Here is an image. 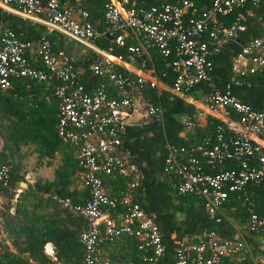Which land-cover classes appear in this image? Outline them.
I'll return each instance as SVG.
<instances>
[{
    "label": "built area",
    "instance_id": "obj_1",
    "mask_svg": "<svg viewBox=\"0 0 264 264\" xmlns=\"http://www.w3.org/2000/svg\"><path fill=\"white\" fill-rule=\"evenodd\" d=\"M130 1L107 0L102 10L104 28L98 32L84 10L58 0H0L3 11L36 18L46 30L94 55L86 75L91 84L84 88L72 58L62 50H54L47 38L20 40L12 31L0 29V90L7 89L15 79L40 83L55 99L57 138L75 152L76 179L86 191L83 203L73 204L54 194L49 197L83 221L77 236L81 264H108L98 255L97 247L120 235L137 241L141 264H157L163 255L156 224L133 199L132 191L139 178L137 167L132 155L121 149L125 121L134 101L133 87L164 89L169 101L175 97L191 105L195 121L187 117L182 120L188 129L199 118L220 122L214 126L211 139L205 136L202 143L188 148L167 147L162 172L170 178L176 195H198L206 214L213 216L220 214L228 193L241 192L264 178V106L251 109L231 94V88L241 83L236 78L264 69V33L239 44L229 63V71L236 78L221 87L211 78L210 60L228 40L244 31L242 24L224 25L221 18L257 0H209L201 13L191 0L125 8ZM101 35L114 46H123L128 39L131 43L126 51L136 57H147L151 47L161 57H169L170 86L161 84L153 68L146 69L143 62L132 67L111 54V46L99 48L96 40ZM198 84L205 91L192 99L186 91ZM147 114L158 115L159 109L148 106ZM8 169L0 163V192L8 184ZM104 177L125 180L119 197L108 194ZM116 204L123 205L125 213L115 219L108 211ZM247 205L242 230L264 237V203L259 212L252 209L251 202L247 201ZM243 250L241 234L226 238L203 230L191 241L186 236L177 241L174 264H219L223 256Z\"/></svg>",
    "mask_w": 264,
    "mask_h": 264
},
{
    "label": "trees",
    "instance_id": "obj_2",
    "mask_svg": "<svg viewBox=\"0 0 264 264\" xmlns=\"http://www.w3.org/2000/svg\"><path fill=\"white\" fill-rule=\"evenodd\" d=\"M106 1L59 0L58 2H65L73 9L84 10L92 28L101 32L104 28L102 10ZM172 1L174 0H132L124 7H148ZM191 1L199 13L206 10L209 4V0ZM221 19L224 25L233 22L242 24L244 31L228 40L216 54L211 56V78L217 87L236 78L229 71V63L239 44L248 38L264 33V0H257L253 5L247 3ZM0 29L10 30L19 39L31 42L43 36L50 41L54 50H62L67 53L64 49L67 40L59 34L48 31L41 25L23 21L1 10ZM129 43L131 41L125 39L123 46H114L104 35L96 40V45L99 48L105 49L111 46V54L117 55L132 67L143 62L146 69L153 68L161 84L169 87L171 71L167 64L170 58L161 57L154 47L148 49L147 57H136L126 51ZM93 57L91 52L86 51L73 61L78 80L84 88H88L91 84L90 81H87L86 75ZM33 64L35 67H39L37 62ZM118 70L120 71V69ZM161 73H165V76L161 77ZM236 79L241 83L231 88V94L251 109L262 108L264 106V69ZM13 85L16 93L0 91V135L3 137L4 146L16 147L29 143L34 145L39 156L46 157H50L61 146L69 149L59 141L55 134V99L51 94L44 91L40 83L27 79H15ZM204 91L205 87L198 84L188 89L186 93L192 99H196ZM29 93H32L31 97H27ZM132 93L134 100L142 108V116L137 124L125 125L121 149L127 150L132 155V162L139 173L138 184L132 191L133 199L156 224L160 233L163 255L157 264H174V249L177 241L182 237L186 236L191 241L198 232L203 230H212L217 235L226 238L241 234L247 217V201L252 203V209L255 212H259L264 203V178L257 185H247L241 192L228 193L226 200L221 204L220 214L207 215L198 195L178 196L175 194L170 178L162 172V161L169 146L188 148L191 145L202 143L205 136L211 139L214 126L220 122L206 117L201 125L196 122L192 129H188L183 126L182 120L187 117L188 120L195 121L196 114L191 105L175 97L169 101L167 99L169 93L164 89L156 90L147 86L133 87ZM148 106L158 108L159 114L148 115ZM73 166L76 168L75 163ZM12 172V168L9 167V180H13ZM75 172H77V168ZM64 176H68V173L58 174L57 177L61 179ZM102 181L108 185L106 191L113 190V194H117L116 197H119V193L124 191L125 180L120 177H104ZM55 191H58V195ZM52 194L67 198L73 204H81L84 200L82 199L80 202L77 197H70L53 185H49L43 200V205L50 207L53 215L59 211L63 212L64 219L66 216L67 220L75 226L74 229L71 231L57 230L59 223H53V221L50 224L43 222L42 230L44 228L45 232L26 229L21 223L22 220L16 218L21 209L17 202L23 203L24 200V196H18L12 213L8 212V206H5V217L9 218L10 223L8 233L12 237L17 235L21 237L20 242H17L18 245L14 244L16 250L21 254L26 253L23 256H27L34 264L48 263L42 253V246L44 242L51 240L49 233L53 237L56 260L63 264H81L82 250L77 236L83 221L76 214L61 208L52 201L49 197ZM244 198L247 201L244 202ZM108 212L111 218L116 219L125 213V207L116 204ZM15 218L16 220H14ZM52 227L56 228V231ZM136 242L130 236L120 235L109 242L100 243L97 252L101 258L107 260L108 264H141V251L136 248ZM19 244L21 245L19 246ZM0 258L5 261H0V264H26L25 261L18 260L14 254L7 251L2 253Z\"/></svg>",
    "mask_w": 264,
    "mask_h": 264
},
{
    "label": "crops",
    "instance_id": "obj_3",
    "mask_svg": "<svg viewBox=\"0 0 264 264\" xmlns=\"http://www.w3.org/2000/svg\"><path fill=\"white\" fill-rule=\"evenodd\" d=\"M62 3L67 5L65 2ZM0 10L3 11L2 9ZM5 13L28 23L40 25L36 18H24L14 13ZM64 49L73 61L76 57H81L83 54L80 47L69 40L64 44ZM14 81L12 80L10 86L4 91L16 93L13 85ZM0 91L3 92V90ZM203 120V118H199L198 123L201 125ZM3 141V137L0 135V163L5 162L8 167L12 168L13 180L10 179L7 186L0 192V257L2 253L7 251L14 254L18 260L25 261L26 264H34L27 256H23L26 253L17 252L15 245H18L17 242H20L21 237L9 235L8 228L10 223L9 218L5 217V206H8V212L12 213L15 209L17 197L24 196L23 203L17 202L21 209L16 218L22 220L21 223L26 229L40 231L42 230L43 222L50 224L53 221V223H59L57 230L71 231L75 226L67 220L66 216L64 219L63 212L59 211L53 215L51 208L43 205V200L46 197L49 185L57 186L61 191L67 193L68 196L77 197L80 202L85 199L86 191L76 179V168L73 166L75 152L70 147L68 149L65 146H61L50 157H46L39 156L32 144H21L12 147L11 145L4 146ZM70 164L72 165L70 166ZM63 173H68V176H64L61 179L57 177L58 174ZM105 185L108 187L107 184ZM107 192L110 195L114 193L113 190H107ZM55 193L58 195V191H55ZM52 228L56 231V228ZM42 231L45 232L46 230L43 228ZM49 235L51 240L44 242L42 246V253L48 261L47 264H63L54 257L53 237L50 233ZM241 237L244 242V250L241 253L225 255L220 264H264V237L258 234H249L243 230ZM2 262L5 261L3 260Z\"/></svg>",
    "mask_w": 264,
    "mask_h": 264
},
{
    "label": "water",
    "instance_id": "obj_4",
    "mask_svg": "<svg viewBox=\"0 0 264 264\" xmlns=\"http://www.w3.org/2000/svg\"><path fill=\"white\" fill-rule=\"evenodd\" d=\"M142 116V108L141 106L134 100L132 105V111L130 116L125 121L126 125H134L137 124Z\"/></svg>",
    "mask_w": 264,
    "mask_h": 264
}]
</instances>
